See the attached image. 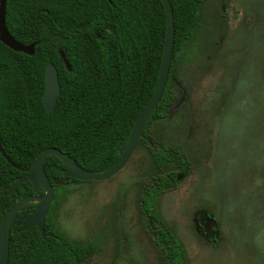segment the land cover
<instances>
[{
  "label": "trees",
  "instance_id": "obj_1",
  "mask_svg": "<svg viewBox=\"0 0 264 264\" xmlns=\"http://www.w3.org/2000/svg\"><path fill=\"white\" fill-rule=\"evenodd\" d=\"M205 0H169L174 42L167 82L138 145H148L152 171L143 180L138 210L148 220L150 235L165 264H188L185 249L158 217L161 195L188 175L190 162L179 148L157 140L151 125L166 118L173 92L178 56L193 39ZM5 25L22 44L37 43L33 55L14 52L0 42V221L22 197L34 195L25 176L36 155L56 148L84 170L108 169L121 156L131 127L151 96L158 78L166 20L161 0H7ZM69 65L66 67L61 54ZM57 71L60 93L52 112L42 104L44 72ZM44 172L54 191L42 239L36 228L20 225L34 205L15 216L9 239L8 264H83L94 243H74L62 234L52 211L56 192L69 183L68 168L47 156ZM15 192L9 196L11 187ZM40 189L37 195H43Z\"/></svg>",
  "mask_w": 264,
  "mask_h": 264
},
{
  "label": "rangeland",
  "instance_id": "obj_2",
  "mask_svg": "<svg viewBox=\"0 0 264 264\" xmlns=\"http://www.w3.org/2000/svg\"><path fill=\"white\" fill-rule=\"evenodd\" d=\"M175 101L153 136L179 148L188 175L156 204L188 264H264V0H205L178 56ZM148 145L105 181L69 183L52 217L83 264H165L138 211Z\"/></svg>",
  "mask_w": 264,
  "mask_h": 264
},
{
  "label": "water",
  "instance_id": "obj_3",
  "mask_svg": "<svg viewBox=\"0 0 264 264\" xmlns=\"http://www.w3.org/2000/svg\"><path fill=\"white\" fill-rule=\"evenodd\" d=\"M6 1L7 0H0V42L14 52H19L31 56L34 53V47L37 43L22 44L16 41L7 31L5 25ZM161 3L163 5L165 13L166 31L158 78L151 96L147 100L146 104L144 105L143 109L141 110L131 127L127 143L121 156L108 169L99 172H90L82 169L73 158H71L67 154L62 153L56 148L49 147L40 151L36 155L31 167L27 170L26 176H20L17 179V183L21 181H29L35 194L17 199L14 204L5 212L0 221V264H8L11 226L16 214L23 207L27 205H35V208L30 213V215L23 219L20 230L24 231L34 227L37 229L42 239L46 238V234L44 231L45 218L48 213L49 206L54 198L53 188L48 181L43 167L44 159L47 156L52 155L62 161L68 167L64 171L65 176L71 179H75L79 182L108 180L122 171L130 161L137 146L138 140L142 136V131L144 130L150 116L153 114L161 99L167 82L172 60L174 42L173 13L169 0H161ZM60 54L64 60L66 67L69 69L70 67L67 61L64 59L63 53ZM59 93L60 86L58 82L57 71L54 65L48 64L44 72V89L42 94V104L47 113H50L54 110ZM0 154L8 164H10L17 170H20L5 155L4 151L1 148V145ZM180 177L181 175H178L177 180H179ZM15 187V185L11 187L9 192L10 196H12V194L15 192ZM40 189L43 190V195H37Z\"/></svg>",
  "mask_w": 264,
  "mask_h": 264
},
{
  "label": "flooded vegetation",
  "instance_id": "obj_4",
  "mask_svg": "<svg viewBox=\"0 0 264 264\" xmlns=\"http://www.w3.org/2000/svg\"><path fill=\"white\" fill-rule=\"evenodd\" d=\"M27 172V171H26ZM178 175H180V174H178ZM26 176V175H25ZM182 176V175H181ZM185 177V176H184ZM19 178V177H18ZM17 178V179H18ZM177 182H178V180H177ZM31 184V183H30ZM31 188H32V186H31ZM32 191H33V189H32ZM34 192V191H33ZM10 196V195H9ZM30 196V195H29ZM34 208H35V205H34ZM34 210V209H33ZM32 210V211H33ZM139 211V210H138ZM30 215V214H29ZM142 217H143V220H144V223H145V228H146V230H147V232H148V234H149V237L151 238V241L153 242V244L159 249V252H160V254H161V258H162V260H163V257H162V253H161V251H160V248H159V246L158 245H156V243L153 241V239H152V236L150 235V229L148 228V226H147V224H148V220L142 215V214H140ZM159 217V216H158ZM161 220V219H160ZM162 221V220H161ZM163 222V221H162ZM22 223V222H21ZM164 223V222H163ZM20 227H21V225H20ZM172 231V230H171ZM172 233H173V231H172ZM173 235H174V233H173ZM175 236V235H174ZM176 237V236H175ZM178 240V239H177ZM179 241V240H178ZM186 252V251H185ZM163 262H164V260H163ZM165 263V262H164Z\"/></svg>",
  "mask_w": 264,
  "mask_h": 264
}]
</instances>
